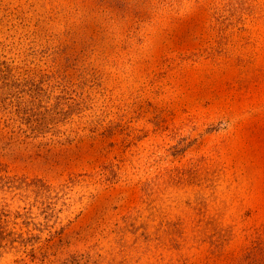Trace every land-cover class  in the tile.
I'll return each mask as SVG.
<instances>
[{"label":"rangeland","instance_id":"1","mask_svg":"<svg viewBox=\"0 0 264 264\" xmlns=\"http://www.w3.org/2000/svg\"><path fill=\"white\" fill-rule=\"evenodd\" d=\"M0 264H264V0H0Z\"/></svg>","mask_w":264,"mask_h":264},{"label":"trees","instance_id":"2","mask_svg":"<svg viewBox=\"0 0 264 264\" xmlns=\"http://www.w3.org/2000/svg\"><path fill=\"white\" fill-rule=\"evenodd\" d=\"M24 67L30 66H9L11 71H13L14 68L21 69ZM60 80L55 81L56 83L59 82L60 85H62V80ZM34 83L36 84V82ZM50 83L51 82H48L49 85ZM44 84L45 83H41L37 86L40 93V99L35 101V103L38 102L37 104L21 103L9 106L10 108L8 112H10V120L7 123L12 124L13 128L23 135L29 134V136H44L47 132L52 134L55 131L58 132L56 135L62 138H67L71 135L77 134L81 129L80 127H83V125L78 120L77 125H75L76 119L73 118L71 111L73 108L80 105L78 104L79 102H76L74 100L75 98L68 94L66 88L60 87V90L53 94V92H51L52 90L47 89ZM52 85L54 86L53 83ZM49 99L52 100L49 101ZM8 100L10 99L8 98Z\"/></svg>","mask_w":264,"mask_h":264}]
</instances>
